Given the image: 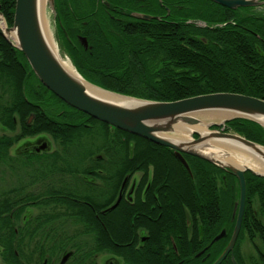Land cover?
Segmentation results:
<instances>
[{"label": "trees", "instance_id": "1", "mask_svg": "<svg viewBox=\"0 0 264 264\" xmlns=\"http://www.w3.org/2000/svg\"><path fill=\"white\" fill-rule=\"evenodd\" d=\"M160 1L161 4L159 0H55L56 28L60 35L75 41L79 32L88 42L89 49L85 51L81 46L71 47L64 38L66 53L76 71L86 81L103 89L156 102H174L214 93L264 100V14L250 8L230 10L210 0ZM104 3L113 10L159 19L130 18L113 12ZM14 8L15 0H0V13L8 27L13 24ZM76 28L81 30L76 31ZM29 79L37 87L27 85ZM36 79L23 54L0 35V114L15 111L17 122L23 126V135L44 131L56 140H64L65 153L111 155L107 158L111 162L109 166H89L92 159H83L80 163L82 174H88L93 168L104 174L110 172L113 185H119L126 173L152 166L155 171L152 185L166 186L160 190L161 256L158 264H176L183 257L187 259L182 264H212L229 237L212 245L203 262L201 257H194L201 245L193 246L188 255H183V251L189 248L179 246L181 257L175 256L170 235L181 231L187 213L199 222L204 219L207 225L208 238L202 244H210L223 229L230 234L233 229L231 212L238 191L234 176L199 158L185 155L191 170L189 175L171 149L117 130L67 106ZM56 105L65 108L57 120L52 119L59 112L53 108ZM35 106H42L48 121H35L28 127L26 117L37 111ZM2 123L13 127L10 117L2 118ZM224 131L264 146V131L253 122L231 120ZM220 176H224L225 183H220ZM176 177L186 184L188 196L173 202L171 181ZM245 182L251 195L258 194L259 188L264 187V178L248 172ZM180 183L181 180L176 182ZM92 192L90 185L84 183L79 197L81 205L62 208L60 203L48 199L47 205L38 208L36 215L46 219L76 214L92 217L94 211L104 208L101 204H93V207L84 204L91 202ZM118 210L119 207L111 215L119 216ZM9 212L8 208L1 209L0 215L8 217ZM249 223L246 216L242 232ZM233 257L237 264H246L239 255L238 245ZM91 258L90 251L85 253L81 256V264H93ZM146 260L147 257L144 264ZM221 264H232L230 257Z\"/></svg>", "mask_w": 264, "mask_h": 264}, {"label": "flooded vegetation", "instance_id": "2", "mask_svg": "<svg viewBox=\"0 0 264 264\" xmlns=\"http://www.w3.org/2000/svg\"><path fill=\"white\" fill-rule=\"evenodd\" d=\"M261 1L260 6L250 10L264 14V0ZM54 23L57 25L56 19ZM198 24L205 26L204 23ZM79 30L76 28V31ZM56 32L65 53L68 49L64 38L73 48L81 46L85 51L89 49L88 42L87 48L82 45L81 39L86 37L79 32L75 35V41L72 37L70 40L66 36L63 38L57 28ZM28 84L37 85L32 79L27 81ZM53 108L59 110L52 117L57 120L65 108L62 105ZM35 109L37 111L28 113L26 117L25 124L28 127L35 121H48L42 106H35ZM9 117L12 128L2 123V118ZM64 142L44 131L23 135V126L17 122L15 111L0 114V212L1 209L10 210L8 217L0 215V264H81V256L89 251L93 264H99L98 259L102 255L109 256L104 264H144L146 257V264L151 261L158 264L161 256L160 190L166 186L152 185L154 168L151 166L132 174L126 173L119 185H113L110 172L104 174L102 170L93 168L88 170V174H82L80 163L83 159H92L89 166H109L111 162L107 158H111V155L65 153ZM236 181L238 191L230 218L233 224L231 233L223 229L215 236L223 233L221 239L212 243L214 237L210 244H202L208 238L207 225L204 219L199 222L198 218L193 219L187 213L181 231L170 235L175 256L181 257L179 246L189 248L183 251V255H188L193 246L201 245L194 257H201L204 262L209 256V248L229 237L222 252L225 250L234 231L238 212L239 184ZM84 183H88L93 190L91 202L84 204L87 207H93V204L104 206L98 212L94 211L92 217L77 214L52 219L37 217L38 208L46 206L48 199L60 203L62 208L81 205L79 197ZM219 187L224 188L225 185ZM263 190L264 187H260L258 194L251 195L246 187L240 230L232 252L227 255L230 260L238 245L239 255L246 264H264ZM115 204L114 209L108 210ZM117 207L119 210L116 214L120 215H111ZM246 216L250 223L246 231L242 232ZM119 222L123 225L124 233L117 228ZM245 244L252 249L248 253L243 252L242 245ZM186 259L183 257L176 264H182Z\"/></svg>", "mask_w": 264, "mask_h": 264}, {"label": "water", "instance_id": "3", "mask_svg": "<svg viewBox=\"0 0 264 264\" xmlns=\"http://www.w3.org/2000/svg\"><path fill=\"white\" fill-rule=\"evenodd\" d=\"M210 1L230 10L252 8L262 4L261 0ZM159 3L161 4L160 0ZM104 5L113 10L108 4L104 3ZM46 7L55 18V0H46L45 12ZM113 11L141 21L159 19L158 17L136 12ZM0 17L5 23L1 13ZM12 32L16 35V42H13L7 36ZM0 35L23 54L38 81L67 106L117 130L171 149L174 157L189 175H191V170L183 154L206 161L232 174L238 180L239 202L234 231L225 250L212 263L221 264L227 255L232 252L240 230L246 195L244 175L248 172L256 177L264 178V146L249 141L242 136L224 132V126L231 120L241 119L257 124L264 131V100L240 94L214 93L174 102H156L103 89L86 81L75 68L76 76H72L62 67L50 49L51 46L49 47L44 39L37 0H15L12 27L6 25L5 31L0 27ZM81 40L82 45L87 48L86 39L82 38ZM83 83L104 95H114L133 100L137 104L121 106L97 99L88 93ZM204 114L220 116L217 117L219 122L208 121L203 117ZM199 116L201 117L199 118ZM202 123H206L207 132L213 138L208 140L207 143L204 136L197 130L190 132L192 141L190 143L179 141L178 136L175 135L178 127L190 129ZM205 147L213 148L215 152H205ZM258 149H262L263 153ZM240 158L248 160L253 168L239 164L238 159ZM115 206L116 204L110 209L115 208ZM222 237L223 233L215 237L212 243ZM231 261L232 264H237L232 255Z\"/></svg>", "mask_w": 264, "mask_h": 264}, {"label": "bare ground", "instance_id": "4", "mask_svg": "<svg viewBox=\"0 0 264 264\" xmlns=\"http://www.w3.org/2000/svg\"><path fill=\"white\" fill-rule=\"evenodd\" d=\"M45 4H46V0H37L38 14H39L40 25H41V28H42V32H43L44 39H45L47 45L49 47L50 46L52 47V48L50 47V49L52 50L53 54L56 56V58L58 59V61L62 65V67L69 74H71L72 76H76L75 75L74 68H73L72 64L70 63V61L69 60H65V59H63V58H61L59 56L58 49H57L56 45L54 44V40L52 38V34H51L50 30H49V26H48V23H47V19H46V15H45V10H44ZM0 27H1V29L3 31H5L6 25H5V23H4V21L2 20L1 17H0ZM7 36H8V38L10 40H12L13 42H16V35H15L14 32L9 33ZM83 84L86 86V89H87L88 93L91 96H93V97H95L97 99H101V100H103L105 102H109V103H113V104H118V105H121V106H127V105L128 106H130V105L132 106V105H136L137 104V102L136 101H133V100L120 98V97H117V96H114V95H107V94L104 95L101 92L96 91L94 88L88 86L87 84H85V83H83ZM200 117L201 116H199V118ZM203 117L205 119H207L208 121L219 122V120H218L217 117H220V116H217L216 117L214 114H208V115H205L204 114ZM206 126H207L206 123H202L201 125H198L196 127H192L190 129L185 128V127H178L176 129V134L175 135L178 136V138H179L178 140L179 141L190 143V142H192L191 141V137H190V132L192 130H197L202 136H204V138L206 139V143H207L208 140H211L213 138L207 132ZM258 150L263 153V150L262 149H258ZM204 151L205 152L212 151L213 153L215 152L213 148L212 149L211 148H206V149H204ZM235 160H236V158H235ZM238 162H239V164L241 163V164H243L245 166L252 167V165L250 163H248V160H242L240 158V159H238Z\"/></svg>", "mask_w": 264, "mask_h": 264}, {"label": "rangeland", "instance_id": "5", "mask_svg": "<svg viewBox=\"0 0 264 264\" xmlns=\"http://www.w3.org/2000/svg\"><path fill=\"white\" fill-rule=\"evenodd\" d=\"M45 15H46L47 23H48V26H49V30H50V32L52 34V38L54 40V44L56 45L60 56L63 59H65V60H67V59L69 60L68 56L66 55V53L62 49L60 41H59V39L57 37V32H56L54 19H53V14L50 12V10L47 7H46ZM180 180H181V183L180 184H176V182H180ZM219 180H220V183H222V184L226 182V180H224V176H220ZM171 184H172V187H174L173 188L174 189L173 190L174 196H173V199H172L173 202L178 201L181 197H187L188 196V188H187L186 184L184 183V181L181 178L176 177L175 179H172ZM175 185H178V186H176V188H175ZM33 212L35 213L36 210H33ZM122 226H123L122 223L119 222L118 229L120 231L123 230ZM122 232L124 233V231H122ZM242 249H243V252H245V253H248L249 249H250V251L252 250L249 247V245H246V244L242 245ZM108 258H109V256H106V255L100 256L99 259H98L99 264H104V262ZM147 264H157V262L156 261H154L152 263L148 262Z\"/></svg>", "mask_w": 264, "mask_h": 264}]
</instances>
